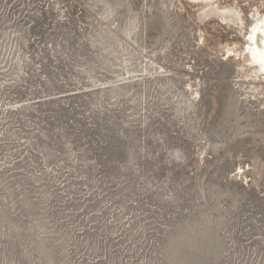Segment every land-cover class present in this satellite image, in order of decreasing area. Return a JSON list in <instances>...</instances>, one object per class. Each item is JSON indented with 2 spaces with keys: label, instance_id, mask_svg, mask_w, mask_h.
<instances>
[{
  "label": "rangeland",
  "instance_id": "obj_1",
  "mask_svg": "<svg viewBox=\"0 0 264 264\" xmlns=\"http://www.w3.org/2000/svg\"><path fill=\"white\" fill-rule=\"evenodd\" d=\"M264 0H0V264H264Z\"/></svg>",
  "mask_w": 264,
  "mask_h": 264
},
{
  "label": "bare ground",
  "instance_id": "obj_2",
  "mask_svg": "<svg viewBox=\"0 0 264 264\" xmlns=\"http://www.w3.org/2000/svg\"><path fill=\"white\" fill-rule=\"evenodd\" d=\"M192 1L211 5L215 0ZM254 22L252 29L247 34L246 51L249 63L255 65L262 73H264V15L255 19Z\"/></svg>",
  "mask_w": 264,
  "mask_h": 264
}]
</instances>
